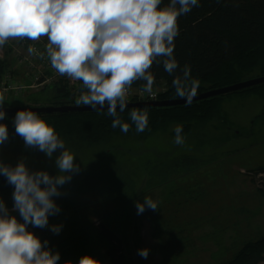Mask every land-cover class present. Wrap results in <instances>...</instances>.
I'll use <instances>...</instances> for the list:
<instances>
[{"label": "rangeland", "instance_id": "obj_1", "mask_svg": "<svg viewBox=\"0 0 264 264\" xmlns=\"http://www.w3.org/2000/svg\"><path fill=\"white\" fill-rule=\"evenodd\" d=\"M8 43L28 60L26 46L15 40ZM12 61L15 66L16 60ZM34 63L33 67L19 63L16 80L25 72L43 70L41 61ZM255 75L259 74L250 77ZM55 80L69 84L70 79ZM40 89H25L19 95L10 91L5 100L26 105V95ZM139 90L131 88L128 99ZM47 94L45 90L40 95L43 105L50 103ZM220 113L223 120L196 124L191 133L182 134V144L174 142L176 124L146 139L116 136L108 145L80 150L62 139L80 166L62 189L64 194L56 198L61 211L49 217V225L63 227L59 234L47 227H29L59 252L58 264H76L85 253L101 264H113L106 252L105 230L119 240L122 264H223L244 241L264 235V196L257 190L256 178L248 174L264 165V99L235 95L221 103ZM16 146L26 152L30 167L55 172L53 162L38 150L25 148L22 139L3 145L0 154ZM116 146L122 149L117 154L112 150ZM184 157L192 159L188 174L183 171ZM175 158L181 160L180 167L168 168ZM114 163L121 168L109 169ZM145 196L158 208L138 214L136 202ZM0 199L7 206L13 204L12 195L0 194ZM142 248L149 251L147 259L138 255Z\"/></svg>", "mask_w": 264, "mask_h": 264}, {"label": "clouds", "instance_id": "obj_2", "mask_svg": "<svg viewBox=\"0 0 264 264\" xmlns=\"http://www.w3.org/2000/svg\"><path fill=\"white\" fill-rule=\"evenodd\" d=\"M199 6V0H0V48L10 40L36 42L46 38L45 53L51 67L59 75L82 83L85 91L75 103L93 109L107 106L112 127L126 133L131 125L122 121L119 113L127 107L130 89L135 82L144 81L143 91L154 95L153 64L162 63L169 74L177 69L174 50L178 21ZM27 51L41 58L45 55L32 44ZM183 73L187 78L190 66L186 65ZM173 83L177 95L190 104L199 82L193 80L188 90L175 79ZM4 102L0 94V148L9 141L8 127L2 122L7 115ZM129 118L137 132L147 127L146 111L133 110ZM13 122L25 148L43 153L53 162L55 172L32 168L24 157L15 164L0 158V176L13 188L11 210L0 199V264H58L59 252L29 225L60 233L63 225H49V217L61 211L56 198L64 194L62 189L79 173L80 166L55 127L36 111L17 110ZM174 131V142L182 144V126ZM146 208L155 211L158 206L145 196L142 202H136L137 213L142 214ZM138 255L147 259L149 251L139 249ZM76 264L101 262L85 253Z\"/></svg>", "mask_w": 264, "mask_h": 264}, {"label": "trees", "instance_id": "obj_3", "mask_svg": "<svg viewBox=\"0 0 264 264\" xmlns=\"http://www.w3.org/2000/svg\"><path fill=\"white\" fill-rule=\"evenodd\" d=\"M164 3H167V0H164ZM199 4V7H194L190 13L180 17L178 21L179 35L175 38L174 50L178 63L177 69L169 74L164 70L162 63L153 64L150 69L155 75L153 88L158 89L157 100L182 98L177 95L174 79L183 90L190 89L192 81L197 80L199 86L196 94H198L251 78L250 75L254 73L264 75V0H199ZM25 40V46L28 48L31 41ZM2 49L0 78L6 73L15 76L18 70L12 61V47L5 44ZM186 65L191 68V73L187 78L183 73ZM144 83V81H137L132 88L143 90ZM45 90L49 95V105L77 104L76 99L85 91L80 81L75 84L74 92H72L71 86L65 81L54 80L43 86L37 93L27 94L26 99L29 103L25 106L43 105L44 101L41 102L43 98L40 95ZM50 92H52L51 95ZM235 95L241 97L254 95L264 99V84L200 99L190 104L126 108L123 113H119L118 109L122 121L131 125L126 133L121 131L120 127H112V117L107 115V110L40 115L55 127L59 137L71 148L80 150L101 144L108 145L116 136L146 139L151 134L165 130L172 124H176L175 128L182 126V134L191 133L196 124L205 123L214 118L223 120L220 113L221 103ZM127 100L137 101V95ZM6 106L13 105L5 100L3 107ZM133 110L148 113L147 127L142 132L136 131L135 124L129 118ZM14 116L15 114H7L2 121L8 127L9 141L7 143L21 139L15 134ZM112 150L117 151L116 154L122 151L117 146ZM21 157L26 158L27 163L26 152L18 146L0 154L4 162L11 164H15ZM183 159L187 162L182 165L185 167L183 171L188 174L193 170L189 166L192 159L190 157ZM178 161L181 160L173 159L168 168L180 167ZM120 168L119 164L114 163L109 169ZM162 169L165 170L167 167L163 165ZM252 171L255 174L264 172V165H258ZM255 183L257 190L264 196V179L259 182L255 181ZM12 191V186L3 176H0V194L12 195ZM104 232L109 240L106 252L111 262L122 264L119 240L111 232L107 230ZM260 262H264V235L244 241L233 257L223 264H258Z\"/></svg>", "mask_w": 264, "mask_h": 264}, {"label": "built area", "instance_id": "obj_4", "mask_svg": "<svg viewBox=\"0 0 264 264\" xmlns=\"http://www.w3.org/2000/svg\"><path fill=\"white\" fill-rule=\"evenodd\" d=\"M16 44L18 46H25L26 40H19L16 39ZM47 41L46 38H42L40 41L33 42L31 41L30 44H32L39 53H45V45ZM12 47L11 50V56L14 60H16L15 68L18 67L19 63H26L30 67H33L34 61H41L43 64V70H39L34 73L25 72L23 77L16 80V78L11 73H6L4 76L0 78V94L5 95L10 91H15L18 95L22 90L25 89H33L38 87H43L47 84L52 83V81L55 80V78L61 77L50 65V61L46 56V53L44 55V58H41L38 55H30L28 60L22 56L21 51L19 48H17L14 44L6 43ZM33 62V63H32ZM35 64V63H34ZM35 67V66H34ZM70 79V78H69ZM79 81H73L69 80V85L71 86V91L74 92L75 84ZM154 95H149L148 93L144 92L143 90H139V93L137 95L138 100H155L157 97L158 89L153 88ZM251 176L253 175L256 179V182L262 181L264 179V172H248Z\"/></svg>", "mask_w": 264, "mask_h": 264}, {"label": "water", "instance_id": "obj_5", "mask_svg": "<svg viewBox=\"0 0 264 264\" xmlns=\"http://www.w3.org/2000/svg\"><path fill=\"white\" fill-rule=\"evenodd\" d=\"M264 84V75H259L255 77H251L240 82H236L230 85L222 86L219 88L210 89L204 92H200L196 94L193 98V101H197L200 99L223 95L226 93L234 92L237 90H242L245 88H249L252 86ZM185 98H176V99H164V100H137V101H129L127 100L126 108H141V107H157V106H173V105H181L186 104ZM105 106L104 109H93L91 106L82 105V104H60V105H13L6 106L4 110L7 114H15L17 110L21 109H30L36 111L39 114H47V113H61V112H81V111H96V110H107Z\"/></svg>", "mask_w": 264, "mask_h": 264}, {"label": "crops", "instance_id": "obj_6", "mask_svg": "<svg viewBox=\"0 0 264 264\" xmlns=\"http://www.w3.org/2000/svg\"><path fill=\"white\" fill-rule=\"evenodd\" d=\"M2 57H3V49L0 48V58H2ZM12 205H8L7 207L11 210L12 209Z\"/></svg>", "mask_w": 264, "mask_h": 264}]
</instances>
